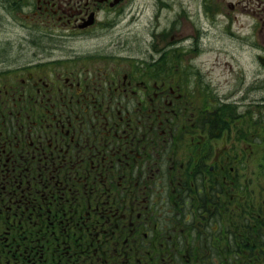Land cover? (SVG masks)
<instances>
[{"label":"flooded vegetation","instance_id":"1","mask_svg":"<svg viewBox=\"0 0 264 264\" xmlns=\"http://www.w3.org/2000/svg\"><path fill=\"white\" fill-rule=\"evenodd\" d=\"M127 2L0 0L30 48L0 53V264H264L258 199L227 197L237 184L210 164L253 153V135L230 150L213 138L225 111L203 77L176 68L168 43L136 61L60 48L113 27ZM234 211L244 220L213 230Z\"/></svg>","mask_w":264,"mask_h":264},{"label":"rangeland","instance_id":"2","mask_svg":"<svg viewBox=\"0 0 264 264\" xmlns=\"http://www.w3.org/2000/svg\"><path fill=\"white\" fill-rule=\"evenodd\" d=\"M115 16L113 27L98 28L90 35L65 40L60 48L65 52H110L120 55L124 61H136L148 59L156 48L166 43L169 44L165 48L167 54L172 46L170 53L175 57L169 60L174 61L178 69L190 70L192 76L199 73L208 90L211 111H225L212 115L211 122L220 124L213 138L225 132L220 137L224 140L225 135L230 150L240 145L238 133H243V137L253 135V153L231 155V161L211 156L210 164L217 173L219 165L221 169L225 167L222 176L227 175L228 183L237 184L227 188V197L257 198L254 213L263 216L264 65L258 57L264 56V0H128ZM5 21L0 22V53L13 56L25 48L30 52L26 43L16 42V30ZM170 40L173 42L169 43ZM48 41L51 40H47L50 47L52 44ZM224 117L225 121L221 122ZM216 141L212 140V149ZM230 167L234 168L232 174ZM195 193L196 197H201ZM204 193L210 196L208 191ZM210 210L214 212L212 207ZM156 213L158 216L159 211ZM168 213L171 217L175 212L171 205L164 203L157 218L166 220ZM234 217L235 211L225 218L220 216V223L216 222L213 230H221L229 221L236 224L244 220V216L239 221L233 220ZM226 244V247L221 244L224 250H233L232 243ZM216 254L218 252L209 254L214 263L218 262ZM231 254L226 253V264L235 261L229 259Z\"/></svg>","mask_w":264,"mask_h":264},{"label":"water","instance_id":"3","mask_svg":"<svg viewBox=\"0 0 264 264\" xmlns=\"http://www.w3.org/2000/svg\"><path fill=\"white\" fill-rule=\"evenodd\" d=\"M259 60L264 65V57H259Z\"/></svg>","mask_w":264,"mask_h":264}]
</instances>
